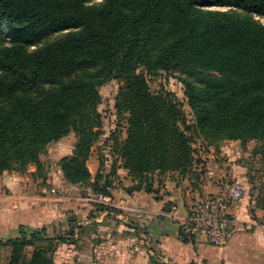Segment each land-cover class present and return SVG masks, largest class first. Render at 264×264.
Masks as SVG:
<instances>
[{"label":"trees","instance_id":"16d2710c","mask_svg":"<svg viewBox=\"0 0 264 264\" xmlns=\"http://www.w3.org/2000/svg\"><path fill=\"white\" fill-rule=\"evenodd\" d=\"M252 14H264V0H0V175L40 169L47 145L72 131L59 171L108 198L92 202L96 210L119 212L110 204L116 160L132 177L127 192H150L170 171L197 188L204 170L194 166L196 138L264 144V25ZM51 31L62 34L45 39ZM160 71L180 74L191 121L172 91L150 90L147 76ZM112 79L122 83L114 108L125 137L111 133L115 160L93 175L87 161L104 134L99 87ZM254 200L264 210V187ZM47 231L21 224L0 239V250L9 249L0 264H55L52 246L38 244L69 237ZM179 237L193 241L194 232L182 225ZM148 264L171 263L153 254Z\"/></svg>","mask_w":264,"mask_h":264},{"label":"rangeland","instance_id":"374dc122","mask_svg":"<svg viewBox=\"0 0 264 264\" xmlns=\"http://www.w3.org/2000/svg\"><path fill=\"white\" fill-rule=\"evenodd\" d=\"M206 8L230 11L238 15L245 14L241 10L225 6H209ZM252 17L264 25V14H252ZM61 34L62 32L51 31L45 39H54ZM43 42L44 41L39 42L38 45L43 44ZM29 48L34 49L35 45H31ZM178 75H180L178 72L166 73L160 71L155 76H147L148 85L152 92H156L161 88L172 91L177 100L181 103L187 115V119L191 121L193 117L183 94V85L177 78ZM121 84L120 81L112 79L99 87L101 102L98 106V110L101 113L104 134L101 136L100 140L93 145L92 152L87 161V166L92 170L93 175L96 173L97 169H95V167L98 162L99 164L101 163L100 169L104 173H108L111 169V164L114 159V156L111 154L113 140L109 138L111 133H115V135L120 136L121 139L125 137V119L119 116L114 108L115 95ZM75 140V134L71 131L57 141L50 142L45 151L40 155V161L42 163L40 169H37L36 166L31 163L27 165V171L25 173L5 171L6 175L10 177V181L16 184L19 183V194H21L22 197L20 199H14L15 204L13 205L20 207L25 213L28 211H31L33 214L40 212L39 215L41 218L45 217L48 219L47 221L43 219L48 225L46 226L48 235L69 237V240L66 242L50 240L38 244V246L47 248L50 245L52 246V249H50L48 253L55 264H136L134 259L130 261V263L125 261V256H121V259L117 261H113L111 259L112 257L105 258V256H103L106 251L109 253V249L107 250L105 247L106 244H103L107 242L104 241V239H107L108 233L116 231L115 227H105L106 224L110 221H126L136 224V222L132 220L134 217L129 215L125 220L116 218L115 216L108 217L110 220L108 218L105 219V217L103 218V211L96 210L94 205L91 204L95 201L100 202V200L89 197L86 187L71 185L65 182L61 177L58 160L61 156L71 152ZM226 143L228 145L230 144L228 146L229 148H235V145L240 146L243 154L236 156L232 160L236 168L223 164L221 166L222 169L226 172L230 171L235 174L237 171V174H242L244 181H241L245 188V193L256 196L258 191L264 187V144L261 141L255 140L248 141L245 144L239 141L237 142V140H224L217 143L216 146ZM237 143L239 144L237 145ZM193 147L196 150L195 157L200 159V153L205 154L208 145L205 140L198 137L193 143ZM222 157L223 156H220V161L226 162L227 159L224 160ZM194 166L200 167L198 171H201L202 167L203 170L206 169L205 166H202V163H197ZM166 173L171 176L176 175L178 177H183L173 171ZM166 173L161 177L168 175ZM115 177L114 175L113 179H115ZM185 177H188V175ZM122 182L123 181H116L118 184H122ZM196 186H198L197 189L201 190L200 184ZM1 192L5 197L11 196L12 193L11 190L5 186H1ZM104 201L108 202V199ZM110 204L113 206V202H110ZM230 216L232 215L230 214ZM250 218L251 220H249V223L251 225H249L248 228H246V226L243 228L251 232H256L257 230L260 236L264 237V222L260 220V218H255V216H250ZM231 222L230 231H233L235 230V223L233 221ZM70 229L73 230L72 234H68ZM27 231L29 232L31 229L28 228ZM31 249L32 248H29L28 251H31ZM8 255L9 249L1 248V260L6 261Z\"/></svg>","mask_w":264,"mask_h":264},{"label":"crops","instance_id":"0c3cea01","mask_svg":"<svg viewBox=\"0 0 264 264\" xmlns=\"http://www.w3.org/2000/svg\"><path fill=\"white\" fill-rule=\"evenodd\" d=\"M229 145L227 143L216 147L208 145L205 154L200 153V163L212 170L214 178L229 173L242 183L244 181L242 174H237L236 171L235 175L234 172H226L221 167L225 164L236 168L232 160L243 154L240 146L229 148ZM220 156H223L224 160L227 159L226 162L220 161ZM100 165L98 162L95 169L98 170ZM198 166L195 167L196 170L200 168ZM89 170L92 173V170ZM163 175L165 174L155 177L150 192L143 189L127 192L125 187L133 184L132 177L127 169L120 167V161L116 160V177L111 191L115 197L113 206L119 209V212L103 211L102 215L105 219L115 216L123 220L131 215L136 224L126 221H110L106 224L105 227H115L116 231H111L107 234V239H104L107 242L103 244H106L107 250L109 249V253L106 251L103 255L105 258L112 257L113 261H117L121 256H125L124 260L128 263L134 259L136 264H148L149 257L156 254L171 264H264V237L260 236L257 230L251 232L243 228L251 225L250 216L260 218L264 222V210L255 206L253 194L245 193L239 202L231 205L229 211L232 215L231 221L235 223V230L230 231L225 244L212 245L199 232H194L193 241L183 242L179 237V230L193 196L189 191L190 180L188 177L169 174L161 177ZM116 181L123 182L118 184ZM1 186L10 189L11 196L5 197L1 192ZM19 189V183L10 181L5 171L0 175V239L18 235V227L21 224L26 225L27 229L48 226L43 221L48 219L41 218L40 212L25 213L20 207L13 205L14 199L22 197ZM219 190L216 182L201 185L203 193Z\"/></svg>","mask_w":264,"mask_h":264},{"label":"built area","instance_id":"2783aa9c","mask_svg":"<svg viewBox=\"0 0 264 264\" xmlns=\"http://www.w3.org/2000/svg\"><path fill=\"white\" fill-rule=\"evenodd\" d=\"M201 179L200 186L216 182L220 190L203 194L200 189L189 186L193 196L183 225L190 227L193 232L202 233L208 243L223 245L227 242L231 230L229 209L244 196V186L229 173L214 178L213 172L208 168L204 169ZM86 190L92 199L100 201L108 199L93 192L90 187H86Z\"/></svg>","mask_w":264,"mask_h":264}]
</instances>
